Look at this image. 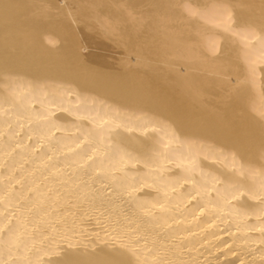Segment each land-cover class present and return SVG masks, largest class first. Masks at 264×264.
<instances>
[{
    "label": "bare ground",
    "instance_id": "bare-ground-1",
    "mask_svg": "<svg viewBox=\"0 0 264 264\" xmlns=\"http://www.w3.org/2000/svg\"><path fill=\"white\" fill-rule=\"evenodd\" d=\"M0 264H264V0H0Z\"/></svg>",
    "mask_w": 264,
    "mask_h": 264
},
{
    "label": "rangeland",
    "instance_id": "rangeland-1",
    "mask_svg": "<svg viewBox=\"0 0 264 264\" xmlns=\"http://www.w3.org/2000/svg\"><path fill=\"white\" fill-rule=\"evenodd\" d=\"M81 52H83V50Z\"/></svg>",
    "mask_w": 264,
    "mask_h": 264
}]
</instances>
